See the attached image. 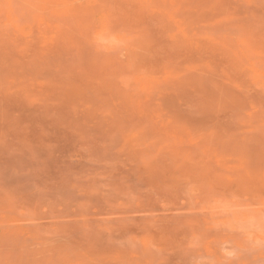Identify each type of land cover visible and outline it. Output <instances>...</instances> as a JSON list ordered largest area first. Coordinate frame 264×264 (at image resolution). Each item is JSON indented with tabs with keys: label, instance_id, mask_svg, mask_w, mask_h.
<instances>
[{
	"label": "rangeland",
	"instance_id": "374dc122",
	"mask_svg": "<svg viewBox=\"0 0 264 264\" xmlns=\"http://www.w3.org/2000/svg\"><path fill=\"white\" fill-rule=\"evenodd\" d=\"M0 264H264V0H0Z\"/></svg>",
	"mask_w": 264,
	"mask_h": 264
}]
</instances>
